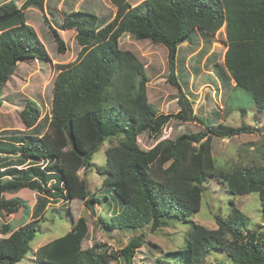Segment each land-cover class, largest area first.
I'll list each match as a JSON object with an SVG mask.
<instances>
[{
	"label": "trees",
	"instance_id": "16d2710c",
	"mask_svg": "<svg viewBox=\"0 0 264 264\" xmlns=\"http://www.w3.org/2000/svg\"><path fill=\"white\" fill-rule=\"evenodd\" d=\"M46 1L26 0L20 14L0 24V108L3 88L18 63L26 59L48 60L44 45L25 16L30 7L44 9ZM109 2L116 8L110 22L91 12L65 15L60 31L75 30L81 51L75 62L58 67L48 132L41 137L24 136L20 150L25 158L49 160L51 166L33 175L19 172L22 176L8 181L0 177V210L14 214L24 206L20 198L4 199L8 191L53 190L44 185L47 176L52 175L55 177L51 179L59 183L54 190L68 199L84 200L92 208L104 205L110 196L100 191L91 195L87 180L81 179L79 173L91 167L92 157L107 138L124 136L120 144L106 150V164L97 168L103 177L102 188L121 202L118 212L99 217L98 230H138L152 223L155 231L166 225L165 219L188 222L201 210L202 184L210 178L224 181L234 195L258 193L264 212V166L217 170L213 158L214 138L230 140L253 134L256 129L246 124H208L196 116L175 68L177 47L192 31L216 34L225 26V69L236 88L246 91L256 107L264 111V0H144L135 6L130 0ZM16 10L15 2L0 0V17ZM60 31L50 25L58 51L65 53ZM127 34L136 40L161 44L169 51L168 80L180 91L181 109L177 114H163L149 103L145 65L137 54L120 46ZM21 117L26 127H33L40 117L39 104L28 102ZM173 119L198 123L202 129L160 140L163 129ZM144 133L157 141L149 150L142 149L139 143ZM231 206L228 217H216V229L192 223L185 248L166 252L163 262L204 264L215 251L227 253L232 264H264V232H245L248 218L234 203ZM39 228L35 220L1 239L0 264L21 262L30 252ZM2 233H10L9 225L3 226ZM86 242L90 246L84 249ZM141 244V237L132 238L118 254L130 264ZM105 246L97 242L96 231L90 233L86 218L80 217L64 236L38 248L35 261L113 264L117 257L102 250Z\"/></svg>",
	"mask_w": 264,
	"mask_h": 264
},
{
	"label": "rangeland",
	"instance_id": "374dc122",
	"mask_svg": "<svg viewBox=\"0 0 264 264\" xmlns=\"http://www.w3.org/2000/svg\"><path fill=\"white\" fill-rule=\"evenodd\" d=\"M11 1L20 10L26 2L1 0L3 3ZM142 1L144 0H130V4L135 6ZM73 11L91 12L105 22H110L116 14V8L109 0H47L44 9L30 7L25 11L26 21L35 29L48 54V60L26 59L19 62L15 73L3 88V104L0 108V177L4 181L22 176L19 172L33 175L35 171L51 166L49 160L32 161L25 158L20 152L23 145L21 141L24 136L41 137L48 132L58 67L75 62L81 51L75 30L60 31L65 15ZM50 25L60 31L66 45L65 53L58 51L57 43L50 33ZM197 30L192 31L177 47L175 65L178 81L192 102L194 114L208 124L224 123L233 127L246 124L256 129L253 134H242L230 140L214 138L212 145L216 169L264 166V111L256 107L246 91L236 88L235 82L225 69L226 28L224 26L216 34ZM120 46L123 50L137 54L145 65L149 103L163 114H177L181 109L180 91L168 80L171 73L169 51L161 44L136 40L128 34L122 37ZM30 101L39 104L40 117L33 127L28 128L21 113ZM227 105H230L229 110ZM200 129L202 126L198 123L173 119L163 129L160 140L175 139L184 133H195ZM138 139L144 150L151 149L157 143L148 133ZM123 140L124 136L107 138L100 151L92 157L91 167L88 166L79 173L81 179L87 180L91 195L100 191L110 196V201L104 205H94L92 208L84 200L68 199L65 194L56 192L54 189L59 183L56 184V180L51 179L54 175L43 179L46 187H53L50 192L23 188L3 194L4 199H22L24 206L14 214L0 210V240L35 220H38L40 227L30 252L17 264H37L36 250L64 236L80 217L86 218L90 233L92 230L94 233L96 231L97 242L105 243L102 250L116 255L117 259L113 264H128L118 253L135 237H141L142 244L130 264H181L178 261L164 263L162 257L166 252L185 248V239L192 223L216 229V217H228L232 210L231 203L248 218L245 232H264V228H260L264 226V212L259 194L254 192L249 195H234L219 178H210L203 182L201 210L188 222L165 219L166 225L155 231L152 230V223L138 230H98L99 217H110L118 212L121 202L102 188L103 177L97 173V168L106 164V150ZM4 225L10 227V233L6 235L2 233ZM88 246V242L83 244L84 249ZM204 264H232V261L227 253L213 251Z\"/></svg>",
	"mask_w": 264,
	"mask_h": 264
},
{
	"label": "water",
	"instance_id": "95a60500",
	"mask_svg": "<svg viewBox=\"0 0 264 264\" xmlns=\"http://www.w3.org/2000/svg\"><path fill=\"white\" fill-rule=\"evenodd\" d=\"M21 10L17 9L16 11H14L13 13L9 14V15H5L3 17H0V24L7 22L11 19H13L14 17H16L18 14H20Z\"/></svg>",
	"mask_w": 264,
	"mask_h": 264
},
{
	"label": "clouds",
	"instance_id": "9594fccd",
	"mask_svg": "<svg viewBox=\"0 0 264 264\" xmlns=\"http://www.w3.org/2000/svg\"><path fill=\"white\" fill-rule=\"evenodd\" d=\"M226 28V27H225Z\"/></svg>",
	"mask_w": 264,
	"mask_h": 264
}]
</instances>
